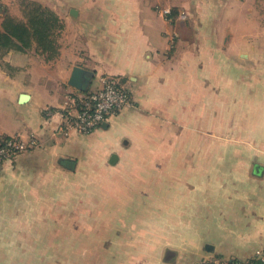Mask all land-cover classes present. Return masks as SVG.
Returning a JSON list of instances; mask_svg holds the SVG:
<instances>
[{
	"label": "crops",
	"instance_id": "obj_1",
	"mask_svg": "<svg viewBox=\"0 0 264 264\" xmlns=\"http://www.w3.org/2000/svg\"><path fill=\"white\" fill-rule=\"evenodd\" d=\"M15 1L0 0V7ZM33 1L56 13L63 29L55 58L11 50L0 60V134L40 143L0 165V264L36 253L21 240L43 237L39 225L47 227L58 179L102 183L99 175L107 174L116 175L121 193L148 191L147 198L127 199L163 207L165 230L94 231L89 238L101 241L91 243L86 264H202L212 257L259 264L264 0ZM75 67L85 72L83 90L70 85ZM107 77L121 80L132 105L90 134L63 132L71 94L95 91ZM162 132L171 148L165 165L126 188L120 182L139 169L123 159L141 153L134 144Z\"/></svg>",
	"mask_w": 264,
	"mask_h": 264
},
{
	"label": "rangeland",
	"instance_id": "obj_2",
	"mask_svg": "<svg viewBox=\"0 0 264 264\" xmlns=\"http://www.w3.org/2000/svg\"><path fill=\"white\" fill-rule=\"evenodd\" d=\"M4 8L0 7V18L3 22ZM147 141L134 144L131 150L141 153L130 155L129 159H123V166L138 168V177L128 176L123 182L126 188H131L140 180L142 183L149 181L151 168L163 167L165 165V151L170 150V146L165 144L163 132L161 134H149ZM179 150V144H174L173 149ZM150 170V171H149ZM138 172V171H136ZM98 177V176H97ZM102 183H90L84 177L68 180L58 179L57 187L49 192L48 224L39 225V232L42 230L41 239L21 240L27 246H32L37 253L16 255V264H86L88 254L91 252L92 242L101 241L89 238L94 231L101 229H125L131 231H164L165 223L164 208L149 206L147 198L148 191L141 190L133 192L116 190V175H99ZM139 193L142 198L146 195V200L129 201L131 195ZM159 195V192H158ZM126 198L125 207H118V199L123 204ZM120 203V204H121ZM100 204H104L101 207ZM109 204V205H107ZM128 204V205H127ZM134 204V205H133ZM157 216V223H152L153 216ZM44 209H43V215ZM123 216L124 223H116L117 218ZM104 217L113 219L114 222L101 223ZM121 220V219H120ZM46 229L48 236L46 237ZM94 247V244H93ZM41 252V253H39ZM98 258L100 257L97 255ZM96 256V257H97ZM13 257V256H10ZM93 258L95 256H92ZM99 260V259H98ZM1 262H8V256H1ZM100 263V261H98Z\"/></svg>",
	"mask_w": 264,
	"mask_h": 264
},
{
	"label": "built area",
	"instance_id": "obj_3",
	"mask_svg": "<svg viewBox=\"0 0 264 264\" xmlns=\"http://www.w3.org/2000/svg\"><path fill=\"white\" fill-rule=\"evenodd\" d=\"M166 14L170 10H165ZM132 101L121 80L107 77L102 86L91 92L77 93L69 97L62 110L63 132L76 131L80 134H90L118 115L125 108L130 107ZM40 143L34 137L24 140L19 136L6 137L0 134V165L14 159L23 152L35 150ZM257 260L264 262V252H259ZM202 264H252V262H238L212 257Z\"/></svg>",
	"mask_w": 264,
	"mask_h": 264
},
{
	"label": "trees",
	"instance_id": "obj_4",
	"mask_svg": "<svg viewBox=\"0 0 264 264\" xmlns=\"http://www.w3.org/2000/svg\"><path fill=\"white\" fill-rule=\"evenodd\" d=\"M3 14L0 60L11 50H34L37 55L48 59L58 56L63 24L50 8L33 0H16L12 6L4 8Z\"/></svg>",
	"mask_w": 264,
	"mask_h": 264
},
{
	"label": "water",
	"instance_id": "obj_5",
	"mask_svg": "<svg viewBox=\"0 0 264 264\" xmlns=\"http://www.w3.org/2000/svg\"><path fill=\"white\" fill-rule=\"evenodd\" d=\"M84 78L86 79L85 72L82 69H80L79 67H75L73 72H72L71 78H70V85L79 89V90H83V79ZM116 160H117V156L114 155L110 161L111 164H115ZM61 163L64 166H67L71 169L74 168V164H75L74 161L71 162L69 160H62Z\"/></svg>",
	"mask_w": 264,
	"mask_h": 264
}]
</instances>
